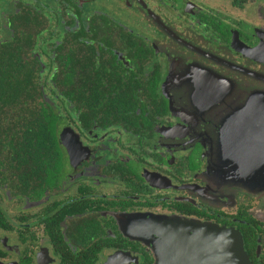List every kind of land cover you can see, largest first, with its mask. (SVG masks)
<instances>
[{"label":"flooded vegetation","instance_id":"af4514ba","mask_svg":"<svg viewBox=\"0 0 264 264\" xmlns=\"http://www.w3.org/2000/svg\"><path fill=\"white\" fill-rule=\"evenodd\" d=\"M5 43L0 264H212L223 230L264 264V0H0Z\"/></svg>","mask_w":264,"mask_h":264},{"label":"trees","instance_id":"16d2710c","mask_svg":"<svg viewBox=\"0 0 264 264\" xmlns=\"http://www.w3.org/2000/svg\"><path fill=\"white\" fill-rule=\"evenodd\" d=\"M19 41V40H17ZM21 60V54L19 51L13 52L11 48L7 47L5 43L0 47V85H12L15 83L13 80L14 69H18L16 63ZM0 99L8 100L9 97L6 96L4 90H0ZM32 143L35 141L33 137H31ZM40 144H43L46 148V163L53 164L55 163V149L56 145V137H55V121L53 119L47 118L46 123V131L44 133L43 138L40 137L37 139V147Z\"/></svg>","mask_w":264,"mask_h":264},{"label":"water","instance_id":"95a60500","mask_svg":"<svg viewBox=\"0 0 264 264\" xmlns=\"http://www.w3.org/2000/svg\"><path fill=\"white\" fill-rule=\"evenodd\" d=\"M255 159L250 160V172L257 168L256 166L264 160V156L255 157ZM261 217L264 220V215ZM218 237L220 240H217V243L213 242L212 247L210 246L214 252L218 253L217 261L212 259V264H250L241 235L237 241L232 240L231 234L223 230Z\"/></svg>","mask_w":264,"mask_h":264},{"label":"rangeland","instance_id":"374dc122","mask_svg":"<svg viewBox=\"0 0 264 264\" xmlns=\"http://www.w3.org/2000/svg\"><path fill=\"white\" fill-rule=\"evenodd\" d=\"M205 1L208 2V0H205ZM252 178H253V177H251L250 180H251ZM254 185L259 186L260 183H259L258 181H256V182L254 183ZM231 236H232V240L236 239V241H237L238 239H240V235H232V234H231Z\"/></svg>","mask_w":264,"mask_h":264}]
</instances>
